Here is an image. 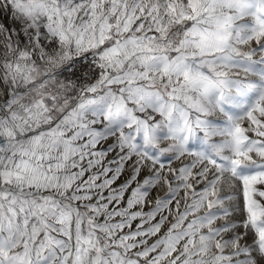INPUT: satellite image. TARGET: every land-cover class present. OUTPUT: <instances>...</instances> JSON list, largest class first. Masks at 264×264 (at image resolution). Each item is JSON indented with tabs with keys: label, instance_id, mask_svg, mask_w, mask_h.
I'll use <instances>...</instances> for the list:
<instances>
[{
	"label": "snow or ice",
	"instance_id": "6c2138e0",
	"mask_svg": "<svg viewBox=\"0 0 264 264\" xmlns=\"http://www.w3.org/2000/svg\"><path fill=\"white\" fill-rule=\"evenodd\" d=\"M0 264H264V0H0Z\"/></svg>",
	"mask_w": 264,
	"mask_h": 264
}]
</instances>
